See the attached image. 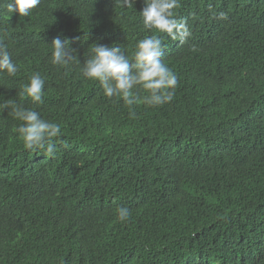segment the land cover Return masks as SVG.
Returning a JSON list of instances; mask_svg holds the SVG:
<instances>
[{
    "label": "trees",
    "instance_id": "16d2710c",
    "mask_svg": "<svg viewBox=\"0 0 264 264\" xmlns=\"http://www.w3.org/2000/svg\"><path fill=\"white\" fill-rule=\"evenodd\" d=\"M8 2L0 42L19 71L0 73V103L38 111L61 135L51 157L26 149L21 122L0 112V264H264V0H179L182 44L144 28L143 0H41L28 17ZM153 34L178 85L135 118L79 65L50 62L58 35L83 63L93 44L130 55ZM36 72L38 105L20 95Z\"/></svg>",
    "mask_w": 264,
    "mask_h": 264
},
{
    "label": "clouds",
    "instance_id": "9594fccd",
    "mask_svg": "<svg viewBox=\"0 0 264 264\" xmlns=\"http://www.w3.org/2000/svg\"><path fill=\"white\" fill-rule=\"evenodd\" d=\"M40 3L41 0H11L6 8L9 14L16 12L20 17H28ZM116 3L122 8H133L135 0H116ZM143 4L139 13L146 30L165 34L181 44L191 35L186 21L176 18L179 0H143ZM218 18L226 20L227 14L221 12ZM163 39L161 35L145 36L137 41L130 55L126 54L121 44H93L91 55L81 63L76 50L70 47L71 42L61 40L58 35L50 43V62L63 69H69L73 64L79 65L84 78L98 82L105 97H119L129 108L130 118H135V106H162L174 98L178 78L164 62L166 45ZM18 71L7 47L0 42V73L14 77ZM44 86L45 78L36 72L22 85L20 95L38 105L43 102ZM140 90L146 94L139 95ZM9 108L12 116L21 122L16 131L24 147L29 150L43 148L47 156H53L56 152L53 141L61 135L60 125L12 99L0 103V112ZM116 214L123 222L128 220L131 213L129 208L121 206L116 209Z\"/></svg>",
    "mask_w": 264,
    "mask_h": 264
}]
</instances>
